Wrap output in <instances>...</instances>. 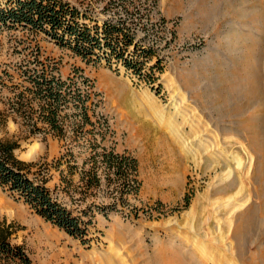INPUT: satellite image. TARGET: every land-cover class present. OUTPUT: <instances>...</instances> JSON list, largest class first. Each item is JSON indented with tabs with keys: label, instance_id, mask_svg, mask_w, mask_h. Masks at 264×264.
Segmentation results:
<instances>
[{
	"label": "rangeland",
	"instance_id": "1",
	"mask_svg": "<svg viewBox=\"0 0 264 264\" xmlns=\"http://www.w3.org/2000/svg\"><path fill=\"white\" fill-rule=\"evenodd\" d=\"M65 1L92 26L104 20L127 28L142 25V44L152 54L142 63L149 64L151 77L122 74L106 60L87 62L20 27L0 31V140L18 142L15 155L37 164L32 172L45 168L47 187L75 214L82 216L86 205H94L84 216L90 229L84 245L0 187V223L12 231L10 244L23 247L32 264H165L174 256L189 258L184 260L188 264H248L252 257L261 258L264 151L262 129L255 127L262 124L245 130L250 112L258 116L264 110V0H155L153 9L146 8L148 0ZM140 4L142 14L131 12ZM39 76L60 78L87 97L91 123L84 122L82 103L68 96L61 116L64 137L35 131L33 121L43 126L38 101L24 92ZM226 87L232 88L231 96L222 92ZM178 96L182 102L176 110ZM227 96L231 102L225 109ZM22 104L27 114L17 111ZM9 119L19 125L15 133H9ZM99 144L137 160L140 192L121 196L117 183H108L100 171L102 186L90 191L85 202L72 203L53 163L65 157L60 170L67 176L73 153L78 183L91 166L93 149L103 152L95 148ZM227 170L232 180L220 188L218 178ZM232 182L233 187L226 186ZM234 205L244 206L234 213ZM251 207L257 213L243 242V263L235 230L240 213Z\"/></svg>",
	"mask_w": 264,
	"mask_h": 264
},
{
	"label": "trees",
	"instance_id": "2",
	"mask_svg": "<svg viewBox=\"0 0 264 264\" xmlns=\"http://www.w3.org/2000/svg\"><path fill=\"white\" fill-rule=\"evenodd\" d=\"M86 19L87 17L82 16L77 7L65 0H0V31L20 27L46 36L87 62L98 64L106 60L107 66L111 67L113 61L123 60L126 65L134 67L139 79L151 77V74L143 73V63L140 60V57L150 58L151 50L142 47L140 52L136 45L132 52H135L136 56L139 54V58L134 65L128 60L129 58H126L130 45L134 44L129 28L122 22L115 23L110 20H104L101 26L98 23L92 26L83 21ZM38 79H32L33 88L26 89L24 92L32 94L38 101V119L43 126L39 127V123L33 121L35 131L44 130L55 137H64L66 129L61 116L65 107L69 105L68 96L82 103L84 122L91 123L88 108L85 106L88 101L87 97L70 90L67 83L60 78L39 76ZM17 111L28 113L23 104L17 108ZM3 123L0 118V128ZM19 147L18 142L0 140V187L29 205L47 222L80 240L82 244H88L90 229L89 222L84 220V216L94 205H86L87 209L80 211L82 216L75 214L73 209L59 201L54 196V192L47 187L48 179L45 178L47 176L44 174L45 168L40 167L37 172H32L37 164L24 162L15 155V150ZM95 148L102 149L103 152L98 154L93 149V154L88 160L91 166L88 170L82 171L78 183L73 180V176L79 169L73 153L68 156L73 161L75 160V163L68 162L67 176L64 175V171L60 170L66 158L54 161L53 164L60 173L62 192L69 196L72 203L85 202L90 191L102 186L100 176V171H102L108 183H117L122 191L121 196L124 193L137 196L141 189L137 179V160L128 154L116 153L113 149L106 150L101 144ZM86 164L85 162L84 165ZM31 175L36 177L31 178ZM75 193L81 196L79 200L74 198ZM114 205L110 207L113 208ZM186 206H189V199H186ZM98 209L103 212L105 208L98 206ZM11 236L10 227L6 226L5 222L0 223V262L19 260L21 264H32L23 247L10 244Z\"/></svg>",
	"mask_w": 264,
	"mask_h": 264
},
{
	"label": "bare ground",
	"instance_id": "3",
	"mask_svg": "<svg viewBox=\"0 0 264 264\" xmlns=\"http://www.w3.org/2000/svg\"><path fill=\"white\" fill-rule=\"evenodd\" d=\"M182 9V8H181ZM223 93H227V95H230V94H228L229 92L230 93H232V88L231 87H226L225 88V91H222ZM241 92H239V94H240ZM175 96V95H174ZM231 96V95H230ZM179 97V96H178ZM252 98H255V96H251ZM175 109L177 110L178 109V106L180 105V103L182 102V99H180V97L179 98H177V97H175ZM223 101V103H225V109H228V106H227V104H229L230 102H231V100L230 99H228V96L225 98V99H223L222 100ZM253 102H255V100H253ZM220 104V103H219ZM224 105V104H223ZM249 107V106H248ZM252 107V106H251ZM250 107V108H251ZM230 108V107H229ZM254 108H256V107H254ZM219 109H221V108H218V110ZM249 110H251V109H249ZM249 110H247L248 112H249ZM221 111V110H220ZM231 111V110H230ZM222 112V111H221ZM255 112V111H254ZM253 112V114L250 112V114H249V116L248 117H246L247 118V122H248V126L249 127H247V130H245V131H251L250 129H252L251 128V126H252V124H254V126H255V124H262V127L260 128V126L259 125H257L255 128L257 129V128H259V130L260 129H262V134L264 135V110L263 111H261L260 112V114L257 116V114H256V112L254 113ZM227 113V112H226ZM229 114H230V112H228ZM239 115H240V113H239ZM242 115V114H241ZM245 115V114H244ZM230 117V116H229ZM231 118H233V116H231ZM236 118V117H235ZM239 124L241 125H243V124H245V123H243V122H241V123H238V126H239ZM237 125V124H236ZM236 127V126H235ZM242 127V126H241ZM236 128H238V127H236ZM244 129H246V128H244ZM236 131H238V129L236 130ZM262 135V136H263ZM255 136V135H254ZM262 136L261 137H259V140L262 142V145H261V149H262V152L264 151V139L262 138ZM251 138V142L253 143V145L255 146V145H257V140L254 138V139H252L253 137L251 136L250 137ZM263 140V141H262ZM260 142V143H261ZM202 145V142L200 143V146ZM257 147V146H256ZM260 147V146H259ZM259 149V148H258ZM258 149H256V150H258ZM33 150H35V146L34 147H31V149H30V151H29V154H31V153H33ZM259 151H260V149H259ZM32 156V155H31ZM262 161V160H261ZM263 161H264V159H263ZM241 166V162L239 163V167ZM232 171L231 170H227V171H223V173L219 176V181H220V184H219V186L218 187H220V185H225L228 181H231L232 180ZM227 187H229V188H231V187H233L234 186V182H232V183H230V184H228V185H226ZM225 186V187H226ZM217 187V186H216ZM220 188H222V187H220ZM264 190V189H263ZM220 191L222 192V189H220ZM224 191H225V189H224ZM223 193V192H222ZM232 199H229V201H228V203H227V205H228V207H230V205H231V202H233V201H231ZM263 201H264V195H263ZM244 204V203H243ZM226 205V206H227ZM235 205H237V204H235ZM234 205V206H235ZM244 205H240V206H235V208L233 209V212L234 213H236V212H238V211H240L241 209H242V207H243ZM2 207V206H1ZM1 209V208H0ZM217 210V209H216ZM0 212H2V211H0ZM3 213V212H2ZM256 213H257V211L255 210L254 211V208H250L249 210H247V211H245V212H242V213H240L241 215H240V224H239V227L237 226V230H235L236 231V235H235V237H236V239H237V241H238V248H239V254H238V256H239V258L243 261V259H246V258H244V250H243V242L244 241H246V239H247V235H249L252 231H251V227H253V222H254V220H256ZM239 218V217H238ZM241 223L242 224H244L245 225V227L242 225L241 226ZM261 236H262V234H260ZM257 238V237H256ZM255 239V236L253 237V239H252V241ZM262 241L263 242H260V243H258L259 244V246L257 245V243H255L256 244V246H258V247H263L264 246V237L262 238ZM255 242V241H254ZM253 242V243H254ZM243 246V247H242ZM238 251V250H237ZM252 257V256H251ZM190 260L189 258H183V260L179 257H176V256H174V259L170 262V261H167L166 263L168 264V263H171L172 264V262L174 261V263L175 264H188V263H186L184 260ZM251 261L248 263V264H264V254L262 255V257L261 258H259V259H255L254 257H252V259H250ZM247 261V260H246ZM165 263V264H166ZM243 263H244V261H243ZM191 264H195L194 262H192L191 261ZM245 264H247L246 262H245Z\"/></svg>",
	"mask_w": 264,
	"mask_h": 264
},
{
	"label": "built area",
	"instance_id": "4",
	"mask_svg": "<svg viewBox=\"0 0 264 264\" xmlns=\"http://www.w3.org/2000/svg\"><path fill=\"white\" fill-rule=\"evenodd\" d=\"M124 1L125 2L129 1L130 3H134V2H131L133 0H122V2H124ZM154 3H155V0H148L147 1V7L146 8L153 9L152 5H154ZM141 4L138 5V6H136L135 8H133L131 10V12H137V11H139L142 14V5ZM129 29H130L131 34H132V37L134 39V44L133 45H130V47H129V53H127L126 58L127 59L129 58L128 60L129 61H132L133 65H134V62L139 58V54L136 56L135 55V52H132L134 50V47L136 45H138V48H139L138 51H140V52L142 51V47L143 48H147V47H146V45H143L142 44V25H140L139 28H132V27L129 26ZM130 55H131V57H130ZM158 57H159V55H157V54L154 53L153 59H156V58L158 59ZM140 60H144V61H148L149 62L150 58L145 59V58L140 57ZM146 65H149V64L146 62V64L144 66H142L143 73H145L146 71H148L146 69V67H145ZM115 66H118V69L120 70V72L122 74H125V75H129L130 74V75H133V76H136L137 77V74H136V71H135L134 67H131L129 65H126L123 62V60L118 61V62L117 61H113L112 67H115ZM149 69H151V68H149Z\"/></svg>",
	"mask_w": 264,
	"mask_h": 264
},
{
	"label": "clouds",
	"instance_id": "5",
	"mask_svg": "<svg viewBox=\"0 0 264 264\" xmlns=\"http://www.w3.org/2000/svg\"><path fill=\"white\" fill-rule=\"evenodd\" d=\"M7 127L9 133H15L19 129V125L16 122H14L12 119H9Z\"/></svg>",
	"mask_w": 264,
	"mask_h": 264
},
{
	"label": "crops",
	"instance_id": "6",
	"mask_svg": "<svg viewBox=\"0 0 264 264\" xmlns=\"http://www.w3.org/2000/svg\"><path fill=\"white\" fill-rule=\"evenodd\" d=\"M116 153H119V154H121L120 152H116ZM123 154H125V153H123Z\"/></svg>",
	"mask_w": 264,
	"mask_h": 264
}]
</instances>
